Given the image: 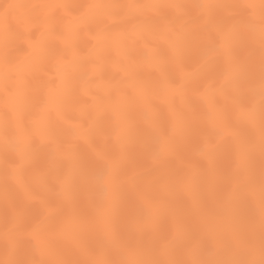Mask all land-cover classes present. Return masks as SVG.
<instances>
[{
    "label": "snow or ice",
    "instance_id": "6c2138e0",
    "mask_svg": "<svg viewBox=\"0 0 264 264\" xmlns=\"http://www.w3.org/2000/svg\"><path fill=\"white\" fill-rule=\"evenodd\" d=\"M0 68V264H264V0L9 4Z\"/></svg>",
    "mask_w": 264,
    "mask_h": 264
},
{
    "label": "bare ground",
    "instance_id": "6f19581e",
    "mask_svg": "<svg viewBox=\"0 0 264 264\" xmlns=\"http://www.w3.org/2000/svg\"><path fill=\"white\" fill-rule=\"evenodd\" d=\"M109 3V2H115V0H0V13L4 11V7L9 4H40V3H65V4H83V3ZM128 2L132 3H149V2H156V0H128ZM184 3H193L194 0H183ZM223 2H228V0H223ZM23 10H16L13 15H18L19 12ZM67 19H70V17H66L64 20V23L67 22ZM110 22V21H109ZM130 27V26H129ZM39 29L35 30L34 35L39 36ZM97 42V30L95 28H92L91 30H85L81 32L78 36V43L75 48H69L68 52L71 53L72 51H80L82 53H86L88 49L92 48ZM57 44L60 48H64V40L63 38L59 39L57 41ZM157 52L160 55H164L167 51V45L161 40L156 43L155 45ZM113 55L116 52L115 47L111 49ZM23 55V54H21ZM60 57H52L46 63L49 65L50 70L47 72H43L42 74L38 72L35 80H34V96L37 99V102L40 103V106L43 107L42 102L40 101V97L48 91V88L51 87L50 85L45 87L43 86L45 82L49 79H52L55 77L56 83L59 84L60 82V74L56 71L54 65L59 62ZM135 60L138 64H141L142 67L139 69V79L142 80L144 83L156 87L158 83H161L157 80V77L153 75L152 69L150 66H148L146 60V54L141 51L135 56ZM85 67L90 68L91 65H86ZM2 70V68H0ZM119 73V75H116ZM124 75L123 68L120 64H112L109 65L107 71L104 73L102 78H98L95 82L93 87L98 89L100 94H103L105 85L108 81L112 80L113 77H115L117 80L120 79L121 76ZM133 84L132 81L128 82L129 87L131 88V85ZM3 97V88L2 85H0V100H2ZM87 99V93L84 89H78L74 102L70 106V111L73 113L79 114V111L84 103V101ZM154 103L159 109L161 115L167 113V107L165 104V101L163 99V86L161 84L160 88L157 89V95L154 97ZM198 107V105H196ZM3 114V106L2 103H0V117H2ZM93 116L95 113L92 114ZM105 124L109 123V120L107 117L104 119ZM71 123H84L87 125L90 123L89 116L86 114L82 119H73L71 120ZM136 132L139 135L146 136L148 133V129L145 127L144 123L141 122L138 124ZM3 167V153L2 149H0V169ZM145 179H148L146 177ZM2 177H0V209H2ZM258 192H257V198H258ZM0 232H2V216H0ZM2 258V257H0Z\"/></svg>",
    "mask_w": 264,
    "mask_h": 264
}]
</instances>
